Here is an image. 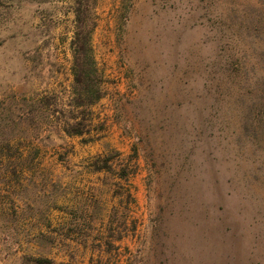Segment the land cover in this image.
Wrapping results in <instances>:
<instances>
[{"label": "rangeland", "instance_id": "374dc122", "mask_svg": "<svg viewBox=\"0 0 264 264\" xmlns=\"http://www.w3.org/2000/svg\"><path fill=\"white\" fill-rule=\"evenodd\" d=\"M0 264H264V0H0Z\"/></svg>", "mask_w": 264, "mask_h": 264}, {"label": "trees", "instance_id": "16d2710c", "mask_svg": "<svg viewBox=\"0 0 264 264\" xmlns=\"http://www.w3.org/2000/svg\"><path fill=\"white\" fill-rule=\"evenodd\" d=\"M75 14L77 25L73 44L78 56L74 65V75L78 84H81L82 81L77 77H84V91L89 96L87 104L91 105L100 98V91L96 84L98 70L91 45V36L96 22L92 9H75ZM84 127L83 122L77 121L75 124L68 123L64 131L68 135H81L84 133Z\"/></svg>", "mask_w": 264, "mask_h": 264}]
</instances>
